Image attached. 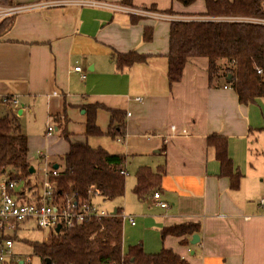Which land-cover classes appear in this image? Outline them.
<instances>
[{
  "label": "crops",
  "instance_id": "obj_1",
  "mask_svg": "<svg viewBox=\"0 0 264 264\" xmlns=\"http://www.w3.org/2000/svg\"><path fill=\"white\" fill-rule=\"evenodd\" d=\"M13 1L24 7L2 13L9 7L0 6V20L14 16L10 29L0 35V118L15 116L21 122L23 114H36L52 123L50 134L49 125L42 132L46 140L58 123L65 133L69 127L70 144L112 139L115 144L104 141L103 148L123 157L125 170L132 173L125 189L137 199L129 212L137 224L122 225L123 253L141 243L145 253L170 248L189 264H264V97L246 105L222 75L211 83L203 56L189 58L180 79L170 85L172 20L77 4L38 7L41 0ZM104 1L153 7L179 17L205 12L204 0L200 12L188 8L199 0L189 5L179 0ZM145 31L151 32L150 39L144 38ZM129 53L140 59L120 63L116 54ZM5 96L19 103L3 102ZM87 105L96 107L100 135L86 133ZM108 108L125 113L123 141L106 133ZM211 134L227 138L228 155L242 174L237 187L228 176H218L219 161L207 146ZM27 141L34 164L29 178L39 168L47 175L52 162L57 167L63 163L67 143L64 154L55 157L46 155V144L34 149L31 136ZM142 166L160 168L162 176L157 190L138 197L135 173ZM154 192L166 207L157 203ZM186 222L196 223L197 231L162 236L163 227ZM195 234L198 241L192 243Z\"/></svg>",
  "mask_w": 264,
  "mask_h": 264
},
{
  "label": "trees",
  "instance_id": "obj_2",
  "mask_svg": "<svg viewBox=\"0 0 264 264\" xmlns=\"http://www.w3.org/2000/svg\"><path fill=\"white\" fill-rule=\"evenodd\" d=\"M179 1L189 5L195 0ZM204 2L205 12L199 16L209 19L171 21L167 54L169 84L180 79L189 58L203 56L208 59L211 83L222 75L227 85L236 91L239 101L246 105L264 97V22L225 19H264V0ZM14 5L13 0H0V6ZM195 15L196 13H191L189 18ZM13 17L6 16L0 20V35L10 29ZM150 33L145 31L144 38L150 39ZM116 55L120 57V63H133L140 59V56L133 53ZM224 62L227 63L225 66ZM84 109L87 113V135H100L102 132L95 122L96 107L87 105ZM107 110L110 125L106 133L123 141L124 111L112 108ZM65 134L67 137L68 134ZM207 146L213 148L215 158L219 161L218 176H228L231 186L237 187L242 174L234 167L228 155L227 138L211 134L207 138ZM61 159L63 163L56 168L53 166L55 162H52L51 169H56L57 175L54 176L49 171V178L64 192L78 191L81 196H85L86 190L93 186L105 200L124 195L126 176L121 173L124 160L119 154L109 153L102 148L93 149L86 143H71ZM30 166L28 141L18 118H0V178L4 175L12 178L29 177L32 175L29 172ZM135 176L133 191L140 197L160 187L162 171L160 168L153 171L142 166ZM116 211L110 217L91 218L78 227L50 233L45 241L32 243L33 252L45 264H189L187 259L170 248H162L157 253H145L141 243L129 246L127 252L123 253V224L118 215L120 208H116ZM197 227L193 222L173 224L163 227L161 234L185 236L195 233Z\"/></svg>",
  "mask_w": 264,
  "mask_h": 264
},
{
  "label": "built area",
  "instance_id": "obj_3",
  "mask_svg": "<svg viewBox=\"0 0 264 264\" xmlns=\"http://www.w3.org/2000/svg\"><path fill=\"white\" fill-rule=\"evenodd\" d=\"M64 4H77L92 7H101L110 11L134 14L140 17H147L158 20H178V19H209L203 16L193 18H183L160 12L146 6H130L127 4H116L104 0H41L36 3L38 7L42 6H58ZM11 6L8 9L2 10V13H13L23 8ZM219 19V18H218ZM223 19V18H221ZM227 20H252L264 22V19L257 18H232L227 17ZM75 71L80 72L81 67L75 66ZM261 70H258L260 72ZM84 74L82 73V76ZM224 85V88H227ZM2 101L17 105L19 100L13 96H5ZM174 131L175 128L171 127ZM48 133L53 131L52 126L47 127ZM185 132V131H183ZM119 139V138H118ZM50 172L56 176L57 170L51 169ZM49 172V173H50ZM42 181L40 187L29 185L24 178H12L2 176L0 178V264H28L29 258H19L14 252L12 246L14 236H11L8 231L14 233L26 223H32L36 228L46 229L50 233H56L60 229H71L83 224L84 221L91 218L110 217L116 214L114 210H109L95 201L96 197L101 196L100 191L90 186L86 190V195L81 196L78 191L71 193L64 192L59 189L56 183L49 178ZM124 176L128 175L125 168L121 171ZM153 198L161 207H166L167 203L161 200L160 193L154 192ZM262 203V201L260 202ZM119 217L123 222L130 225L137 224V218L131 213L124 211L119 212ZM59 226V230L56 228Z\"/></svg>",
  "mask_w": 264,
  "mask_h": 264
},
{
  "label": "rangeland",
  "instance_id": "obj_4",
  "mask_svg": "<svg viewBox=\"0 0 264 264\" xmlns=\"http://www.w3.org/2000/svg\"><path fill=\"white\" fill-rule=\"evenodd\" d=\"M184 6V5H183ZM188 8L193 12H200L202 9V3L201 0L193 3L192 5L188 6ZM200 13H196V16H199ZM183 16V17H189ZM227 63L224 62L223 66H225ZM23 118L19 123L22 127L23 132L27 135L32 137V145L34 144V149L41 148L39 144L47 145L48 146V152L45 151L46 155H54L55 157H60L64 154V142L67 143V151L70 147V132L69 127L67 129L68 137H66L65 132L62 130L61 127L56 128L54 130L53 135L46 140L45 137L42 136V132L46 130V127L49 124L52 123H46L43 118L40 116H37L36 114L34 117L32 115H29V113H25L22 115ZM77 128V127H76ZM75 128V129H76ZM76 131V130H73ZM104 141L107 144H115L112 141L111 138L102 136L97 137L96 139H89V141H86L88 145L93 149H99L103 148ZM114 142L116 140L113 139ZM42 150V149H40ZM105 150V149H104ZM66 151V150H65ZM37 163V162H36ZM38 164V163H37ZM31 165L34 167V164L31 163ZM30 177V176H29ZM26 177L24 178L29 185H35L34 187H40V183L42 181L48 180V174L46 175L44 170L39 168L37 170V173L33 175L32 178ZM132 173L128 175V177H125V183L126 186L129 181H131ZM36 179V180H35ZM38 180V181H37ZM136 197L134 193L131 194V190L124 189V195L122 197H118L116 199L112 200H101V204L103 207H106L109 210L116 209L118 207H121L124 212L129 213L132 208H134L137 204ZM8 233L11 236H14V243H13V250L14 252L19 256V258H29L30 261L28 264H45L46 262L41 259V257L33 252V249L31 247L33 242H43L47 239V237L50 235V231L46 229H40L36 228L32 225V223H26L22 225L20 229L16 233H14L12 230H9ZM127 252V251H126ZM125 253V252H124Z\"/></svg>",
  "mask_w": 264,
  "mask_h": 264
},
{
  "label": "water",
  "instance_id": "obj_5",
  "mask_svg": "<svg viewBox=\"0 0 264 264\" xmlns=\"http://www.w3.org/2000/svg\"><path fill=\"white\" fill-rule=\"evenodd\" d=\"M228 78H229V77H228ZM54 167L56 168V167H57V164H55ZM33 171H34V170H33V167L30 166V167H29V172L32 174ZM114 212H115V209H114ZM57 230H59V226L56 228V231H57ZM197 241H198V235L195 234V235L193 236L192 243H195V242H197ZM48 263H49V260H48Z\"/></svg>",
  "mask_w": 264,
  "mask_h": 264
}]
</instances>
